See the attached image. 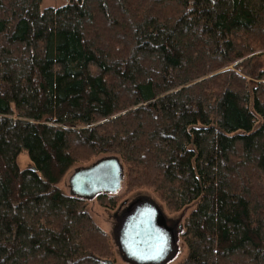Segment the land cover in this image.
<instances>
[{"label": "trees", "instance_id": "obj_1", "mask_svg": "<svg viewBox=\"0 0 264 264\" xmlns=\"http://www.w3.org/2000/svg\"><path fill=\"white\" fill-rule=\"evenodd\" d=\"M43 2L0 0V264H111L57 186L105 153L195 204L184 264H264V0Z\"/></svg>", "mask_w": 264, "mask_h": 264}, {"label": "rangeland", "instance_id": "obj_2", "mask_svg": "<svg viewBox=\"0 0 264 264\" xmlns=\"http://www.w3.org/2000/svg\"><path fill=\"white\" fill-rule=\"evenodd\" d=\"M68 0H44L43 6H58L62 5ZM261 54L257 63H260L264 67V50H259L254 53ZM235 71L243 75L242 68L236 69L234 65H231ZM250 79V78H249ZM254 85L256 81L251 80ZM264 80L261 81V83ZM116 156L114 153L99 154L94 156L87 162L75 163L72 167L64 174L60 182L57 183L58 188L65 194H71L70 179L73 173L82 167L95 163L97 160ZM119 158V157H118ZM19 166L24 168H33L32 162L29 158L27 151H23L18 158ZM113 198V200H109ZM106 200L101 201L99 197H93L86 199L87 210L95 223L104 230L110 239L113 255L109 262L111 264H141L127 258L120 245L119 229L123 218L131 211L133 206L143 200H151L159 210V222L166 226L173 237V250L169 258L162 263H143V264H184L188 256V247L184 240L183 233L185 232L186 220L191 214L195 207V204H191L179 210H175L167 205L162 194L159 191L154 190L151 187L143 188H130L127 180L122 182L120 190L113 195H109Z\"/></svg>", "mask_w": 264, "mask_h": 264}, {"label": "water", "instance_id": "obj_3", "mask_svg": "<svg viewBox=\"0 0 264 264\" xmlns=\"http://www.w3.org/2000/svg\"><path fill=\"white\" fill-rule=\"evenodd\" d=\"M124 180V168L116 156L77 169L70 179L71 192L81 198L101 193L116 194ZM159 210L149 201L138 202L123 218L120 245L127 258L137 263H162L173 250L171 231L159 222Z\"/></svg>", "mask_w": 264, "mask_h": 264}]
</instances>
